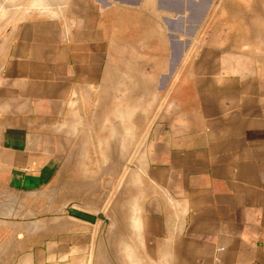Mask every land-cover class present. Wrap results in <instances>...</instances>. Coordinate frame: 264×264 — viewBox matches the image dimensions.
<instances>
[{"label":"crops","instance_id":"1","mask_svg":"<svg viewBox=\"0 0 264 264\" xmlns=\"http://www.w3.org/2000/svg\"><path fill=\"white\" fill-rule=\"evenodd\" d=\"M208 1L0 0V264H264V45Z\"/></svg>","mask_w":264,"mask_h":264},{"label":"rangeland","instance_id":"2","mask_svg":"<svg viewBox=\"0 0 264 264\" xmlns=\"http://www.w3.org/2000/svg\"><path fill=\"white\" fill-rule=\"evenodd\" d=\"M211 2L212 0L208 1L204 17L199 19L196 27H203L211 23V27L232 29L231 34L229 33L227 38L231 39L234 44L247 41L264 45V0H215L213 4ZM209 9L210 13L207 15ZM211 14L215 16L216 20L209 18ZM222 14L224 15L223 19H218ZM222 38L224 37L222 36ZM261 52L264 57V49ZM44 192L46 193V189ZM45 193L39 196L24 195L22 197L25 209L21 213L23 215L21 218L23 219L26 232L30 230L32 233L48 236L53 233V229L56 227L53 222L49 223L50 219L59 215L60 218H63V215H66L65 211L51 210L53 206L49 205L50 202ZM124 198L127 200L126 197H121L120 199L123 200ZM58 200L64 203L62 198H58ZM112 200L113 197L108 195L103 197V203L98 202L97 204L95 200L90 203L93 204L92 208L94 211H100L105 216L110 217ZM29 205L35 208L36 211L27 210ZM98 225L103 227L104 234H106V231H110V228L100 220Z\"/></svg>","mask_w":264,"mask_h":264},{"label":"water","instance_id":"3","mask_svg":"<svg viewBox=\"0 0 264 264\" xmlns=\"http://www.w3.org/2000/svg\"><path fill=\"white\" fill-rule=\"evenodd\" d=\"M65 213L71 217H74V218H77V219H80V220H83L89 223H94L96 220H100L106 223L107 225L111 226L110 219L98 211L94 213H88L80 209L74 208L73 206L71 207V205H67L65 206Z\"/></svg>","mask_w":264,"mask_h":264}]
</instances>
